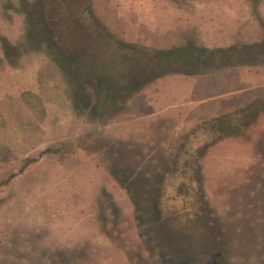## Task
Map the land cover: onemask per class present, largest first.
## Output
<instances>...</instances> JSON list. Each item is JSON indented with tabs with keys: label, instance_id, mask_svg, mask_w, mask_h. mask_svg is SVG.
<instances>
[{
	"label": "rangeland",
	"instance_id": "rangeland-1",
	"mask_svg": "<svg viewBox=\"0 0 264 264\" xmlns=\"http://www.w3.org/2000/svg\"><path fill=\"white\" fill-rule=\"evenodd\" d=\"M186 4L0 0V264H264V0ZM62 33L76 82L52 60ZM117 41L150 58L235 47L250 64L176 62L103 116L77 112L74 92L101 107L96 81L124 83ZM255 103V121L203 152L198 127Z\"/></svg>",
	"mask_w": 264,
	"mask_h": 264
},
{
	"label": "trees",
	"instance_id": "trees-1",
	"mask_svg": "<svg viewBox=\"0 0 264 264\" xmlns=\"http://www.w3.org/2000/svg\"><path fill=\"white\" fill-rule=\"evenodd\" d=\"M174 1L181 8L187 9L189 8V6H187L186 3L191 0ZM93 19H95L93 16L87 17L88 22H92ZM97 26H100V24H97ZM61 35L62 37L60 39H58L57 35H53L54 37L52 36L51 39H48L50 41L52 40L51 42H49L50 50L52 53L54 52L52 60L54 63H56V65L63 73L70 75V77L73 78L76 82L77 70L71 65L72 59L70 58V50L68 49L69 46H65L64 48H62V50L59 48L61 39L67 38L65 34L63 35L62 33ZM110 39H113L112 36L110 37ZM112 41L114 42V40ZM1 43L2 50L7 62L12 66L16 65V62H13L12 60V55L15 52L14 46L5 38L1 40ZM115 44L117 48L116 50L121 53V57L118 61H116L115 64V77L120 78V80L124 83H121L120 87L117 85L102 88L101 82H98V80L96 81L95 89L100 90V94H103V96L106 98V102H104L101 107H99V105L92 106L89 103L84 105L83 99L80 94L74 92V101L77 112L82 113L81 107L83 106L85 107L84 109H89V111L93 115L103 116L105 111L104 105L109 102L108 97H110L114 92L119 93V97H121L124 102H127L136 93L141 91L143 87H145V85H147L148 83L154 81L157 78L164 77L172 71H176L178 69L176 67V62L186 64L188 61L196 60V65L199 64V68L202 65L204 67L205 65H208V63H210L211 66L215 65L216 67L222 69L226 67H233L232 65L247 66L250 64V62H247L245 60H241V62L240 60H235V57L239 54V49L235 47L220 50V55L219 52H217L219 56H217V54L215 53H207L205 50H201L200 54L196 56L192 54L191 51L188 52L189 45L186 44L183 48H174L164 52H158L157 54L155 53L154 57L150 58L143 49L135 48L118 41ZM247 46L249 45H244L242 49H245ZM256 47L257 54L259 55L257 62L264 63V44H260ZM247 48L251 47L249 46ZM178 49L185 51L181 55H179V57H174L173 62L172 56L173 54H176L175 52ZM231 52H234V58H228L227 55ZM223 55H225V57ZM220 56L224 57V59L219 58ZM137 67H140L141 70H139V72L135 71V73H133V68ZM199 68H196L193 72H198ZM85 83L89 85L92 82L90 80H87ZM256 104L257 103L248 105L243 110H238L229 116L218 118L198 127L194 134L196 136H202V141L205 142L203 152H205V148H209L210 145H214L217 141L223 139L228 135H234L235 133L237 134L238 132L243 130L244 126L255 121L257 118V116L254 115ZM121 108L123 107H115L114 111H119Z\"/></svg>",
	"mask_w": 264,
	"mask_h": 264
},
{
	"label": "crops",
	"instance_id": "crops-1",
	"mask_svg": "<svg viewBox=\"0 0 264 264\" xmlns=\"http://www.w3.org/2000/svg\"><path fill=\"white\" fill-rule=\"evenodd\" d=\"M239 70V69H238ZM142 96H143V92H142V94H141ZM139 96L138 97V100H137V105H138V107H137V110H138V114H139V112H140V110L142 109V102L140 101V99L142 98V96Z\"/></svg>",
	"mask_w": 264,
	"mask_h": 264
}]
</instances>
